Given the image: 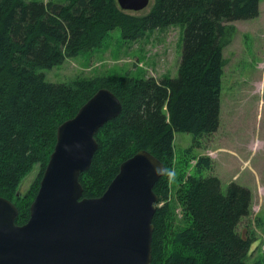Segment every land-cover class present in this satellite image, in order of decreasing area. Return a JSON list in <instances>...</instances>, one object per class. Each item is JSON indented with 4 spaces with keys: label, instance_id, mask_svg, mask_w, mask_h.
<instances>
[{
    "label": "trees",
    "instance_id": "16d2710c",
    "mask_svg": "<svg viewBox=\"0 0 264 264\" xmlns=\"http://www.w3.org/2000/svg\"><path fill=\"white\" fill-rule=\"evenodd\" d=\"M260 1L150 0L148 13L138 14L122 11L116 0H0V197L17 208L15 224L29 218L58 126L107 89L122 110L95 135L91 166L79 177L83 197L101 196L122 162L147 151L166 169L153 188L158 203L150 264H248L255 238L237 227L251 213L250 191L230 183L221 192L217 177L203 175L211 167L208 156L197 158L186 176L191 148L173 171V139L183 132L196 141L218 129L223 50L237 32L233 23L256 18ZM170 26L183 28L176 78L126 72L50 83L40 72L99 48L115 29L124 40L138 41ZM35 167L30 189L19 193ZM175 206L182 226L167 248L164 236Z\"/></svg>",
    "mask_w": 264,
    "mask_h": 264
},
{
    "label": "water",
    "instance_id": "95a60500",
    "mask_svg": "<svg viewBox=\"0 0 264 264\" xmlns=\"http://www.w3.org/2000/svg\"><path fill=\"white\" fill-rule=\"evenodd\" d=\"M116 2L122 11L137 13L150 0ZM121 110L113 93L99 89L58 126L25 224H15L17 208L0 197V264L151 263L158 203L153 188L166 172L163 164L138 151L96 198L83 197L79 181L97 150L96 133Z\"/></svg>",
    "mask_w": 264,
    "mask_h": 264
},
{
    "label": "rangeland",
    "instance_id": "374dc122",
    "mask_svg": "<svg viewBox=\"0 0 264 264\" xmlns=\"http://www.w3.org/2000/svg\"><path fill=\"white\" fill-rule=\"evenodd\" d=\"M149 9L150 6L138 14L148 13ZM233 24L237 32L223 50L226 65L221 81L218 129L196 141L188 133L175 132L173 171L185 160L184 151L191 148L186 157V176L192 173L197 158L208 156L211 167L203 175L217 177L221 192L224 193L230 183L250 191L251 213L241 219L237 231L255 238L248 264L257 261L264 264V0L259 3L256 18ZM182 38L180 26L156 29L138 41L124 40L115 29L107 34L99 48L40 72L50 83L126 72L137 78L173 79L181 59ZM37 171L35 167L21 181L19 193L25 194L30 189ZM171 181L172 177L169 183ZM169 215L172 227L164 236L167 248L169 237L182 226L179 208L175 206Z\"/></svg>",
    "mask_w": 264,
    "mask_h": 264
}]
</instances>
